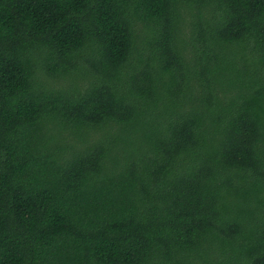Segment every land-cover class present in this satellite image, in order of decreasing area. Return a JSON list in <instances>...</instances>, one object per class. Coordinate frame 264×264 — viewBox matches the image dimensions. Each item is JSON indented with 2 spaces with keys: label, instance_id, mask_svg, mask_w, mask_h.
<instances>
[{
  "label": "trees",
  "instance_id": "obj_1",
  "mask_svg": "<svg viewBox=\"0 0 264 264\" xmlns=\"http://www.w3.org/2000/svg\"><path fill=\"white\" fill-rule=\"evenodd\" d=\"M0 264H264V0H0Z\"/></svg>",
  "mask_w": 264,
  "mask_h": 264
}]
</instances>
